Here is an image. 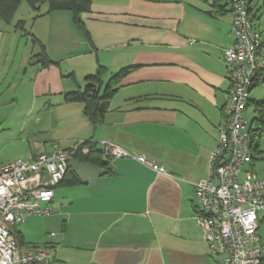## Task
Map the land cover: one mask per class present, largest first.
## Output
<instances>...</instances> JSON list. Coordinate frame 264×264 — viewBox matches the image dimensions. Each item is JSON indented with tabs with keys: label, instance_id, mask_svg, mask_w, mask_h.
Segmentation results:
<instances>
[{
	"label": "crops",
	"instance_id": "crops-1",
	"mask_svg": "<svg viewBox=\"0 0 264 264\" xmlns=\"http://www.w3.org/2000/svg\"><path fill=\"white\" fill-rule=\"evenodd\" d=\"M227 2L93 0L83 13V29L62 14L71 22L73 35L58 36L52 44L59 54L69 46L67 60L85 59L90 70L83 71L84 79L99 65L108 68L107 74L131 70L118 84L103 120L94 126L81 102L65 99L77 79L76 71L62 68L66 59L47 55L57 62L47 66L41 59H27L23 70L26 74L27 65H33L31 92L33 98H43L51 129L45 136L51 142L40 141L29 151L49 152L55 143L71 148L91 140L103 150L106 142L116 144L130 156L113 158L105 150L103 159L111 168L103 167L107 173L90 183L59 184L49 203L52 214L31 215L14 226L22 250L44 247L51 264H217L194 219V182L209 175V157L231 87L223 56L234 44ZM251 6L264 55V0H253ZM33 36L44 43L34 30L31 41ZM257 79L246 110H258L264 102V71ZM253 119L258 128L257 117ZM257 143L254 170L264 153V134L255 137ZM258 215L264 244V211Z\"/></svg>",
	"mask_w": 264,
	"mask_h": 264
},
{
	"label": "built area",
	"instance_id": "built-area-1",
	"mask_svg": "<svg viewBox=\"0 0 264 264\" xmlns=\"http://www.w3.org/2000/svg\"><path fill=\"white\" fill-rule=\"evenodd\" d=\"M234 44L224 49L231 87L224 106V120L212 150L208 177L194 182L197 204L194 219L217 264H264V244L258 234L260 211H264V177L254 170L253 131L244 112L254 77L264 68L261 33L253 26L250 0H229ZM91 140L71 148L57 143L49 152L29 153L0 162V264H51L44 247L22 250L14 226L31 215L53 213L55 188L64 180L77 154L90 152ZM113 158L130 153L106 142ZM148 162L145 156H139ZM163 172L164 168L153 165Z\"/></svg>",
	"mask_w": 264,
	"mask_h": 264
},
{
	"label": "rangeland",
	"instance_id": "rangeland-1",
	"mask_svg": "<svg viewBox=\"0 0 264 264\" xmlns=\"http://www.w3.org/2000/svg\"><path fill=\"white\" fill-rule=\"evenodd\" d=\"M30 10L28 3L22 2L16 12L15 19L29 17ZM62 14H69L72 17L69 10H56L43 16L39 21L36 20L33 27L28 22L26 27L30 33L25 36L22 35V30H13L11 24H6L0 19V28L5 26L4 44L2 43L0 47V162H9L25 157L30 153L31 148H36L39 145L40 141L51 142L46 138L48 132H51L48 125L50 115L43 111V98L35 99L31 92L30 78L35 77L33 65H27L28 72L26 74L23 70L26 65L25 61L41 50L39 39L35 42L30 40L33 30L37 37L43 39L48 56L52 59L57 57L66 59L62 62V68L67 72L76 71L77 79L71 81L75 90L85 89L87 82L82 73L84 70H90V65L84 62L83 57L67 60V57H71L69 46H66L65 50H59L61 56H58L60 54L52 44L58 36L72 38V24ZM40 59L42 60V57H39ZM110 76L111 73L106 74L105 80H108ZM262 107L258 106V110H254V106H249L244 112L246 118L250 122L253 117L258 118L259 109L261 110ZM252 124L254 129H257L256 119L252 120ZM255 136L259 139L258 135ZM255 164L257 174L264 177V153L260 159L256 160ZM17 226L20 225L17 224L15 227L17 228Z\"/></svg>",
	"mask_w": 264,
	"mask_h": 264
},
{
	"label": "trees",
	"instance_id": "trees-1",
	"mask_svg": "<svg viewBox=\"0 0 264 264\" xmlns=\"http://www.w3.org/2000/svg\"><path fill=\"white\" fill-rule=\"evenodd\" d=\"M214 1L215 4L220 5V3L224 0ZM225 1H228L230 4L229 0ZM252 1L253 0H250L249 3ZM22 2H26L30 6L31 10L28 15L29 17L16 20L15 15L18 9L20 8ZM92 2L93 0H0V19L6 24H11L14 28L13 30H22V35L25 36L29 35L30 33L26 27L28 22L32 27L34 21L41 16H45L56 10H69L71 12L72 21L75 26L79 29H83V13L90 10ZM249 11L250 18L253 24L256 15L252 14V8H250ZM37 39L38 38H35V36H33L34 42L37 41ZM38 41L40 43L41 50L39 53L33 54L32 58H37L36 61H39V57H42V64L44 66H47L50 63H57L47 57V54L45 53L44 43H42L40 39ZM130 70L131 68H124L119 72L112 73L110 78L105 81L104 76L105 74H107L108 68L104 65H99L94 73L88 74L85 77L87 82L85 89L68 91L65 93V99L67 101L81 102L83 104L84 113L90 119L92 124L96 126L103 120V117L106 111L108 110L110 99L114 96L115 92L118 89V84L130 72ZM262 71H264V68L260 69L257 72L256 76L254 77L253 84H255L254 81H258L257 76L261 74ZM261 106H263L260 110L261 114L257 118L259 127L254 130L252 129L253 152L257 150L258 145V143L255 145V135L261 137L264 133V102H261ZM104 155L105 150L99 148L98 145L94 143L91 145L89 153L84 155L77 154L75 158L81 159L83 161L92 162L94 164L106 167L111 170V168L109 167L110 161L104 160ZM64 181H70L71 183L81 182V180L76 175H74V171L71 168H69L64 180L61 183H63ZM33 247L38 246L34 245Z\"/></svg>",
	"mask_w": 264,
	"mask_h": 264
},
{
	"label": "water",
	"instance_id": "water-1",
	"mask_svg": "<svg viewBox=\"0 0 264 264\" xmlns=\"http://www.w3.org/2000/svg\"><path fill=\"white\" fill-rule=\"evenodd\" d=\"M71 168L83 183H90L108 172V169L106 168L81 159L73 160L71 162Z\"/></svg>",
	"mask_w": 264,
	"mask_h": 264
},
{
	"label": "clouds",
	"instance_id": "clouds-1",
	"mask_svg": "<svg viewBox=\"0 0 264 264\" xmlns=\"http://www.w3.org/2000/svg\"><path fill=\"white\" fill-rule=\"evenodd\" d=\"M76 159H78V158H76ZM72 169V168H71Z\"/></svg>",
	"mask_w": 264,
	"mask_h": 264
}]
</instances>
